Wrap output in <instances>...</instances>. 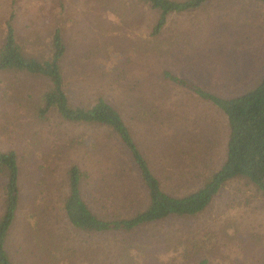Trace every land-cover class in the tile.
Masks as SVG:
<instances>
[{"label":"rangeland","instance_id":"1","mask_svg":"<svg viewBox=\"0 0 264 264\" xmlns=\"http://www.w3.org/2000/svg\"><path fill=\"white\" fill-rule=\"evenodd\" d=\"M53 9L64 14L62 66L71 104L104 97L120 111L163 190L183 195L200 186L210 174L201 175L203 165L214 171L225 159L226 119L163 73L224 97L254 84L264 73V6L214 0L171 14L155 33L159 11L141 0H0V47L13 13L20 39L41 48L53 30ZM45 89L33 77L0 70V151H15L21 178L9 233L14 264H130L132 243L152 251L143 264H264V199L245 178L229 180L194 216L131 232L73 227L63 209L72 165L86 172L82 197L101 218L123 217L147 199L137 195L144 188L106 129L67 123L54 110L39 116Z\"/></svg>","mask_w":264,"mask_h":264},{"label":"trees","instance_id":"2","mask_svg":"<svg viewBox=\"0 0 264 264\" xmlns=\"http://www.w3.org/2000/svg\"><path fill=\"white\" fill-rule=\"evenodd\" d=\"M213 1L141 0L144 5L159 11L153 30L155 33L167 23L171 14L208 7ZM255 1L264 6V0ZM61 7L59 5V9ZM62 10L53 9L50 13L53 30L39 49L29 47L20 39L13 23L14 15L10 13L5 22L0 47V70L25 74L44 83L46 89L40 94L41 105L38 109L40 117L54 110L67 123L106 129L107 137L115 139L124 150V153L121 151V158H125L130 171L136 174L140 188H144L137 195L147 199L144 205L136 206L134 212L123 217L101 218L82 197L81 181L86 172L72 165L66 170L68 191L63 200V209L73 227L88 232H131L170 217L194 216L209 206L224 184L237 178H245L264 199V73L254 84L227 97L206 91L196 84H189L176 74L172 75L168 71L163 73L168 81L218 108L228 128L225 159L220 167L211 171L209 166L203 165L201 175L205 171L210 174L202 184L183 195H175L163 190L120 111L110 101L98 96L91 103L71 104L62 66L66 52ZM170 51L173 50H167ZM192 158L198 160L197 155ZM20 181L15 151H0V264H14L8 246L10 229L21 200ZM127 248L130 249L126 252L130 264H143L153 257L152 251H146L139 244L132 243ZM198 264H207V260H201Z\"/></svg>","mask_w":264,"mask_h":264}]
</instances>
